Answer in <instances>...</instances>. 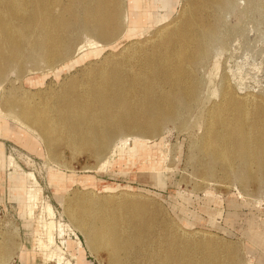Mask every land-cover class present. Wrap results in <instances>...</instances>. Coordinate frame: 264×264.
Here are the masks:
<instances>
[{
  "label": "bare ground",
  "instance_id": "1",
  "mask_svg": "<svg viewBox=\"0 0 264 264\" xmlns=\"http://www.w3.org/2000/svg\"><path fill=\"white\" fill-rule=\"evenodd\" d=\"M186 1L183 12L179 11L181 19L165 23L148 40L133 43L125 57H105L100 65L88 64L81 70L82 81L70 77L57 92L41 100L27 92L21 98L12 93L6 96L0 103V128L21 144L32 139L28 133L34 134L50 157L64 145L79 154L88 153L105 169L111 157L137 139H147L165 124L182 121L185 109L197 102L199 87L191 64L205 54V43L212 35L211 8L230 2ZM172 3L0 0V83L8 73L21 72L30 60L51 67L49 70L61 63L54 72L58 77L88 58L98 57L102 52L98 44L108 46L120 37L141 36L157 21L166 20L154 11L166 9L169 13ZM83 40L88 50L74 59V49ZM5 119L21 129L12 132ZM197 144L201 157L198 175L211 178L223 169L240 183L264 184V103L235 98L224 88L220 102L210 109ZM8 168L10 196L20 203L25 220H32L39 187L31 174L17 171L11 159ZM123 196L101 199L75 193L63 198L69 225L58 224V235L66 233L67 239L60 238L65 251H78L74 264H87L74 230L83 235L90 251L104 253L106 264H130L142 252H146L148 264H238L232 246L203 238L182 239L174 230L158 225L153 205L132 200L135 195ZM42 208L45 220L34 226L38 236L35 258L52 264L57 257L63 264L62 249L53 245L52 209L48 204ZM25 227L29 228L28 224ZM5 252L6 246L0 244V258ZM23 252L28 254L25 249Z\"/></svg>",
  "mask_w": 264,
  "mask_h": 264
},
{
  "label": "rangeland",
  "instance_id": "2",
  "mask_svg": "<svg viewBox=\"0 0 264 264\" xmlns=\"http://www.w3.org/2000/svg\"><path fill=\"white\" fill-rule=\"evenodd\" d=\"M172 2L169 13L166 9L154 11L166 20L146 28L141 36L120 37L108 46L98 44L97 47L102 49L98 57H90L68 72H61L58 77L54 72L62 67L61 63L49 70L51 67L42 63L27 61L21 72L8 73L1 81L0 103L11 93L16 98H21L24 92L35 95L36 100L50 97L70 77L82 81L81 70L88 64L100 65L105 57H125L133 43L148 40L165 23L182 18L181 12L187 1ZM209 15L212 35L205 43V54L198 55L191 64L199 87L197 102L185 109L182 121L165 124L147 139H137L111 157L105 169H101L88 153L79 154L64 145L50 157L45 144L34 134L28 133L32 139L21 144L0 128L3 163L0 169V244L6 246V252L0 258L2 264H45L34 255L38 238L34 235V226L37 221L45 220L42 212L45 204L53 213V245L62 249L63 264H74L79 253L76 248L65 251L61 247L60 238L67 239V236L65 232L61 237L58 235V224L69 225L66 204L62 200L75 193L101 199L115 194H124L123 198L126 194L135 195L132 200L155 207L152 210L160 227L174 230L182 239L203 238L228 244L235 250L238 264L250 261L264 264V184L240 183L234 174L223 169L211 178L197 173L201 160L197 142L204 133L210 109L221 100L223 89L228 88L235 98L264 103V0L226 1L222 8L213 6ZM86 45L83 40L75 47L74 59L88 50ZM30 80L41 82L31 84ZM5 122L12 132L21 129L11 119H5ZM9 159L17 171L31 174L39 187V202L32 220H25L20 203L10 196ZM74 233L83 247V261L106 264L102 251H90L83 235L78 230ZM24 249L28 254H24ZM146 258V252H142L131 259L130 264H148ZM60 262L57 257L52 260V264Z\"/></svg>",
  "mask_w": 264,
  "mask_h": 264
}]
</instances>
